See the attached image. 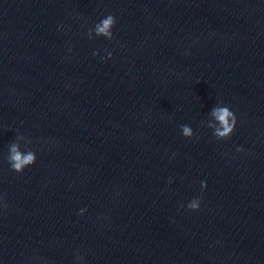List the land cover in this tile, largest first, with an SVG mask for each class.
<instances>
[{"label": "water", "instance_id": "obj_1", "mask_svg": "<svg viewBox=\"0 0 264 264\" xmlns=\"http://www.w3.org/2000/svg\"><path fill=\"white\" fill-rule=\"evenodd\" d=\"M0 264H264V0H0Z\"/></svg>", "mask_w": 264, "mask_h": 264}, {"label": "clouds", "instance_id": "obj_2", "mask_svg": "<svg viewBox=\"0 0 264 264\" xmlns=\"http://www.w3.org/2000/svg\"><path fill=\"white\" fill-rule=\"evenodd\" d=\"M115 24V17L113 15H108L106 18H103L99 23H97L94 29H89V38H92V33L94 31L96 36H103L109 40L113 39L112 29ZM111 56L112 53L108 52V58H111ZM211 114L219 123V127H215L211 124L209 125L210 128H214L213 135L218 140L228 139L233 134L237 122V118L234 112L231 111L228 106H218L213 108ZM181 132L182 135L186 138H191L193 136V130L190 126L182 125ZM20 139H23V137H17V140ZM27 143H30V141H28ZM243 150V148H237L238 152ZM7 160L12 170L17 173H21L26 167L31 166L36 162V154L31 150L22 152L20 144L14 142L9 146V155L7 157ZM201 187H206V183L201 182ZM199 206V199H193L187 205V207L193 211L198 210ZM4 207H7V205L5 204Z\"/></svg>", "mask_w": 264, "mask_h": 264}]
</instances>
